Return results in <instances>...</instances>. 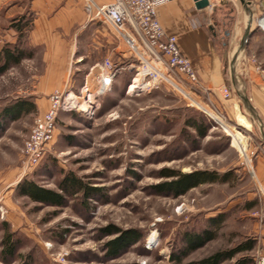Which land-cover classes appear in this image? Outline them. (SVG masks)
Segmentation results:
<instances>
[{"label": "rangeland", "instance_id": "obj_1", "mask_svg": "<svg viewBox=\"0 0 264 264\" xmlns=\"http://www.w3.org/2000/svg\"><path fill=\"white\" fill-rule=\"evenodd\" d=\"M26 5L22 16L10 21L5 5L0 8V66L4 50L17 46L31 53L0 73V264H192L251 241V252L237 253L223 264L238 260L256 264L264 255V198L252 170L253 155L262 148L259 137L264 128L259 119L248 109L234 110L235 95L225 99L219 92L227 105L226 115L209 105L220 104L217 96L207 91L194 94L177 80L174 87L162 82L156 90L130 92L134 75L124 70L116 73L108 91L98 94L96 66L106 59L121 65L118 56L128 54L123 41L97 22L95 35L87 36L86 30L72 38L70 44L76 43L72 50L42 52L27 47L33 15ZM218 14L212 13L214 21ZM258 19L246 24L245 38L237 44L241 52L238 57L236 51L233 54L237 72L248 58L264 75V30L257 27ZM103 33L112 34L120 46L108 47V53ZM60 51L66 57L63 72L56 63ZM55 92L63 94L65 105L42 159L29 168L24 144L34 118L47 110ZM18 102L33 111L16 119L5 113ZM208 113L224 120L223 128ZM236 114L249 120L248 130L242 126L248 120L237 119ZM189 121L205 126L204 138ZM164 170L207 171L227 178L200 184L176 197L161 189L172 181L163 177ZM67 174L97 190L94 196L84 204L81 194L66 196L62 206H54L19 194L23 181L29 180L62 195L58 185ZM218 217L215 229L210 221ZM207 230L215 234L214 239L171 261V255L180 253L184 234ZM126 232L141 238L110 251L109 243ZM5 234L17 247L16 257L4 260Z\"/></svg>", "mask_w": 264, "mask_h": 264}, {"label": "crops", "instance_id": "obj_2", "mask_svg": "<svg viewBox=\"0 0 264 264\" xmlns=\"http://www.w3.org/2000/svg\"><path fill=\"white\" fill-rule=\"evenodd\" d=\"M92 1L99 6L112 0ZM208 2L209 7L198 11L192 0H170L157 8L156 18L166 34L177 37L178 47L192 62L198 80L196 94L201 95L205 91L210 92L209 95L214 94L219 98L220 104L214 106L208 102L209 105L216 111L219 109L221 113L228 115L227 105L222 103L224 99L220 95L221 87H225L230 91V98L232 95L237 96V103H233L234 110L239 108V112L241 110L243 112L248 109L264 128V75L248 58L239 72L238 66L235 68L231 61L235 51L237 57L241 52L242 46L237 44L241 38H245L246 24L251 25V21L255 22V19L260 17L264 12V4L262 0H208ZM25 3L33 15L32 25L26 37L27 47L42 52L72 50L76 48V43L70 44L72 38L81 37L86 30L87 36L95 35L97 22L88 20L84 0H0V8L5 5L6 16L10 21L16 15L22 16ZM229 12L233 14L228 15ZM212 13H219L218 21L212 19ZM230 19L232 23L229 25L227 20ZM216 25L218 30L215 29ZM228 25L229 30H226ZM112 34L114 36V33ZM101 35L105 36L102 44L107 50L108 47L120 46L119 40L116 41L114 38L117 35L114 37L107 33ZM56 60L58 65L63 66L59 71H65V52H57ZM225 118L230 121L229 117ZM236 118L244 117L236 114ZM243 120L247 121L246 118ZM259 140L262 148L253 155L252 170L264 198V130Z\"/></svg>", "mask_w": 264, "mask_h": 264}, {"label": "built area", "instance_id": "obj_3", "mask_svg": "<svg viewBox=\"0 0 264 264\" xmlns=\"http://www.w3.org/2000/svg\"><path fill=\"white\" fill-rule=\"evenodd\" d=\"M169 1L112 0L97 6L92 0H84L88 20L106 24L128 49L127 55L122 54L117 58L121 65L117 66V62L114 64L106 59L96 66V93L108 91L119 70L134 75L129 91L132 85L135 86L134 90L143 92L158 89L162 82L173 86L174 83L178 85V81L192 93H197L198 80L192 62L181 52L177 37L166 34L156 18L157 8ZM262 2L264 4V0ZM263 20L264 12L257 21V27L261 30H264ZM221 90L223 98L229 99L230 91L225 87H221ZM65 102L66 98L61 92L50 94L47 110L34 118L23 148L27 167L36 166L42 159L47 143L53 139L55 121ZM255 262L264 264V256L258 257Z\"/></svg>", "mask_w": 264, "mask_h": 264}, {"label": "trees", "instance_id": "obj_4", "mask_svg": "<svg viewBox=\"0 0 264 264\" xmlns=\"http://www.w3.org/2000/svg\"><path fill=\"white\" fill-rule=\"evenodd\" d=\"M23 27L20 29L22 30ZM22 32V31H20ZM3 56L1 57L2 65L0 66V73H3L9 69L11 65L20 63L21 60L25 58H29L31 53L24 52L23 49L19 47H14V50H4ZM33 107L26 105L23 102H18L14 106H11L7 110H4L6 114L12 115L13 118L20 116L21 114H30L32 112ZM189 126H192L199 137L204 138L205 134V126L197 125L193 121L187 122ZM163 177L171 178L172 181L164 184L161 189L167 190L172 193L174 196H179L187 193L193 187H196L200 184H206V182L214 183L220 181H226L227 175H221L220 177L216 176L213 173L205 172H191L190 174H179L178 172L172 171H162ZM160 187V186H159ZM58 189L61 194H58L52 190L44 189L39 187L35 182H31L29 180H24L23 184L20 186L19 194L21 196L28 197L33 202L42 203V204H50L54 206H62L65 203L66 196L69 198L76 197L77 194H81L83 196V204L86 200L90 199L94 196V191H97L93 188H89L80 178L75 177L74 175L67 174L64 175L58 185ZM221 218V217H220ZM211 219L210 224L214 225L217 229V224L219 223L218 219ZM135 235V236H134ZM215 234L210 231H204L202 233H187L183 236V246L179 248L180 253L175 256L171 255V261H179L182 257H186L190 253H192L197 248L203 246L208 241L214 239ZM140 235L134 234L132 232H126L123 236L109 243L110 251H117L121 247H127L129 245H134L139 241ZM2 241V249L1 255L2 259H12L16 257V247L17 242L11 240V236L9 234H5ZM254 243L251 241L244 245H239L236 249L232 251H222L221 253H215L208 258L201 259L192 264H223L224 261L231 260L237 253L240 252H251L254 248ZM236 264H249L248 260H238Z\"/></svg>", "mask_w": 264, "mask_h": 264}, {"label": "bare ground", "instance_id": "obj_5", "mask_svg": "<svg viewBox=\"0 0 264 264\" xmlns=\"http://www.w3.org/2000/svg\"><path fill=\"white\" fill-rule=\"evenodd\" d=\"M262 23H264V20L262 21ZM135 88V86H131V88H130V92H131V90H133ZM87 91H88V87H84V89H83V93L84 94H86L87 93ZM188 96V95H187ZM186 96V97H187ZM230 96V95H229ZM230 98V97H229ZM71 99V98H70ZM70 99H68V100H70ZM74 107V106H73ZM81 108L82 109H84V110H86L87 109V107L84 105V104H81ZM210 116H212V119H214L215 120V122L216 123H218L220 126H221V128H223V123H224V120H222V119H220V118H217L216 116H214V115H212L211 113H208ZM244 119V118H243ZM241 120V119H240ZM248 120V119H247ZM244 121V120H243ZM245 122V121H244ZM243 128L245 129V130H248L249 129V127H250V122L249 121H247V123H244L243 125Z\"/></svg>", "mask_w": 264, "mask_h": 264}, {"label": "water", "instance_id": "obj_6", "mask_svg": "<svg viewBox=\"0 0 264 264\" xmlns=\"http://www.w3.org/2000/svg\"><path fill=\"white\" fill-rule=\"evenodd\" d=\"M193 3L195 4V7L198 11H201L207 7H209L210 3L208 0H192Z\"/></svg>", "mask_w": 264, "mask_h": 264}]
</instances>
